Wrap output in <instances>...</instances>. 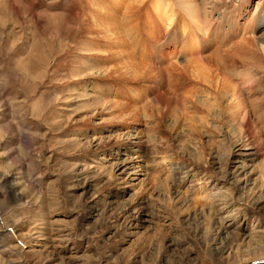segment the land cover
Segmentation results:
<instances>
[{"label": "rangeland", "instance_id": "rangeland-1", "mask_svg": "<svg viewBox=\"0 0 264 264\" xmlns=\"http://www.w3.org/2000/svg\"><path fill=\"white\" fill-rule=\"evenodd\" d=\"M195 2L247 121L230 85L150 99L151 0H0V264H264V0Z\"/></svg>", "mask_w": 264, "mask_h": 264}, {"label": "bare ground", "instance_id": "bare-ground-1", "mask_svg": "<svg viewBox=\"0 0 264 264\" xmlns=\"http://www.w3.org/2000/svg\"><path fill=\"white\" fill-rule=\"evenodd\" d=\"M195 1L196 0H176L177 4L179 6V9L183 11V15H182L179 13V10H177L175 8V4H174L173 0H151L150 7H151L152 12H153V18L151 17L150 20H147L148 22L145 21L146 27H144L145 33L148 37L147 38L148 43L151 42V45H149V47H148V51H149L148 53L149 54L147 55L148 61H149L148 69H147L148 70L147 75H150L148 77V78H150L149 81L151 80L150 82L152 83L154 81L153 79H155L154 82H157L156 84L158 86L157 85L152 86L153 93L157 94V95L155 96L153 94L151 96L152 98H150V99H152V101H153V99L157 100V101L160 99V97L162 95L161 91L164 90L163 88H165V86L162 87L163 85L161 86L162 88L159 87L162 76L166 77L164 82L165 83L167 82V87H166L167 90L165 89L164 92L166 91V94L169 95V97L168 96L167 97L169 99L176 100V102H182V103H186L187 100H189L188 98H189V96H191L190 94L194 95L192 93V90L188 89L191 87L190 84H192V86L196 85V82L194 80H196L197 82L201 81V82L210 84L211 87H213V89L216 90L218 94H219V92H218L219 87L224 88V86L230 85L231 86L230 101L226 104V107H225L226 111H223V112L229 114V120H231L233 122L235 120H238L239 117L243 118L244 120L246 119V121H247V118H248L247 116H249L248 114H250V113L252 114V112H251V109L248 110L246 103L244 102L243 99H241V91L240 90L242 87L238 86L239 89H237L236 86L233 84V81L231 79H227V77H228L227 74H225L222 71V69H220L221 66H219L220 64H219V62H217L219 59H217V58L212 59V57H211V60L205 61V60H201V58L199 56L200 55L199 54L200 39L206 38L210 25H208V22L204 23L202 21L201 15H200L201 13L199 12L200 9L197 6L198 4L196 5ZM112 10L116 11L117 9L112 8ZM131 14L132 13H130V14L124 13L123 21H125V23L127 22V25L125 26L126 32L133 35L131 32H133L135 29L134 28L133 29L128 28L130 26L129 25L130 20H132V17L134 16L133 14L132 15ZM154 18H156L155 21H154ZM177 26H179V28H180L179 31L181 32V34L185 38L186 37L188 38V41H187L188 47H186V48H185V46L184 47L182 46V47H183L185 53H187L188 58L191 59V61H188L189 60L188 59L187 60L188 61L187 66H185L183 68V70H181V68L179 69L177 67V64L175 65V62L177 61L180 54L177 52H173V50H172V51H170V53L172 52L173 55L168 56L166 58L164 57V59H166L168 62L174 63L173 64L174 68H168L167 67L168 65H167V66H164V68L162 69V68L158 67V65L156 64V54L153 50V46L159 42L160 45L165 47L164 49L174 48V45L176 46V44H170V43L162 44L161 40H162V38L164 39L167 35L169 38L173 37L174 36L173 34H174ZM185 38H183V39L185 40ZM247 40H249V39H247ZM246 42L248 43V41H246ZM243 46H245L244 48H247L246 45L242 44V47ZM237 47H240V46H237ZM261 50L264 51V46H262V45H261ZM225 60H226V58H225ZM160 61H162V59H160ZM223 62H225V61L223 60ZM162 64H164V63H162ZM225 64L227 65L226 62H225ZM179 66L182 67V65H179ZM155 72H156V74H155L156 78L151 76V75H154ZM239 76H240V74H239ZM247 76H248V74L246 75V73H245V76L243 75V77L241 76L239 78V81L242 82L243 86L246 84V82L249 84V80H248L249 78ZM159 78H160V81H159ZM228 78H230V77H228ZM181 81L185 82L184 87L181 86L182 83L178 84ZM246 85L243 87L244 90L248 89V92H251L252 91L251 90V88H252L251 84L249 87H246ZM180 90H184L183 94L178 93ZM188 91H190V92H188ZM165 103H164V105H165ZM248 121H250V120H248ZM251 123L249 122L247 124L251 125ZM243 124H244V122H243ZM243 126H245V124ZM246 131H248V130H246ZM164 160L165 159H163V161Z\"/></svg>", "mask_w": 264, "mask_h": 264}]
</instances>
